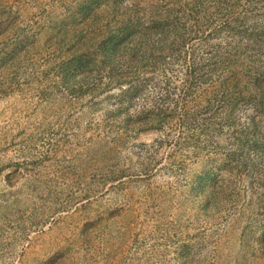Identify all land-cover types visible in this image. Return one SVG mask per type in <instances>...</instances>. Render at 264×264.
I'll return each instance as SVG.
<instances>
[{
	"label": "rangeland",
	"instance_id": "374dc122",
	"mask_svg": "<svg viewBox=\"0 0 264 264\" xmlns=\"http://www.w3.org/2000/svg\"><path fill=\"white\" fill-rule=\"evenodd\" d=\"M0 264H264V0H0Z\"/></svg>",
	"mask_w": 264,
	"mask_h": 264
}]
</instances>
